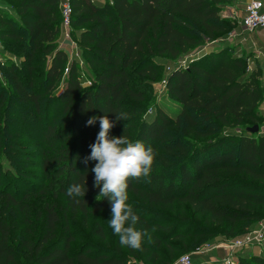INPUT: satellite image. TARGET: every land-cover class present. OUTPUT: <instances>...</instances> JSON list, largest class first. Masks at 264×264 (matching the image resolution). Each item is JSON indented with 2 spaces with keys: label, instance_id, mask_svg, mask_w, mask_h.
<instances>
[{
  "label": "trees",
  "instance_id": "1",
  "mask_svg": "<svg viewBox=\"0 0 264 264\" xmlns=\"http://www.w3.org/2000/svg\"><path fill=\"white\" fill-rule=\"evenodd\" d=\"M12 1L14 14L0 7L3 49L18 56L2 68L0 88V264H160L161 245L168 248L186 225L171 229L147 217H164L176 202L213 223H244L240 233L263 218L264 92L248 55L233 56L221 44L199 51L162 78L178 109L147 115L139 105L164 61L230 29L220 16L229 0H70L77 57L58 45L60 0ZM120 112L127 119L116 121ZM104 115L114 123L110 138L125 135L154 152L149 177L128 180L136 228L151 237L142 238L141 250L120 243L106 253L71 250L70 220L111 211L109 197L96 199V161L83 163L100 131L99 120L87 121ZM255 124L259 132L249 133ZM3 155L16 174L5 170ZM74 183L85 185L84 197L67 195ZM238 264H264V255Z\"/></svg>",
  "mask_w": 264,
  "mask_h": 264
},
{
  "label": "rangeland",
  "instance_id": "2",
  "mask_svg": "<svg viewBox=\"0 0 264 264\" xmlns=\"http://www.w3.org/2000/svg\"><path fill=\"white\" fill-rule=\"evenodd\" d=\"M96 3H102L104 0H94ZM14 5V2L12 0H0V7H2L3 11H9L10 14H14L11 10V6ZM227 11V16L224 17L221 12ZM220 12V16L226 20V23L229 25L230 28L228 31L224 32L223 34H216L214 38H216L215 41H209L206 40L204 45H201L200 47H195L194 49L189 50L188 53L180 56L176 60L172 61H164L163 68L161 69L160 76L158 80H156L152 86H149L148 91L150 92L147 95V98L145 102L142 104H139L142 109H150L153 108V110L156 109H162L165 112L172 113L174 109H178V106L172 103L164 94V88L161 85L162 84V78L166 76V73L168 72V69L174 65L175 62L179 60H186L189 59L191 56H194L197 54V52H209L213 49H216L219 44L224 46H229L230 50L227 52L233 56L237 55H249L251 52V49L248 46V42L244 43L243 41H246L243 39L242 36V28H241V18L244 14L243 11L240 10V8L235 4V1L229 0L226 4L223 5V8ZM236 34L237 36H242L240 40L242 43H239L238 37L227 39V36L229 34ZM245 36V35H244ZM219 37V38H218ZM61 35V39H62ZM245 38L248 40V37L245 36ZM72 39V38H71ZM63 40V39H62ZM250 40V39H249ZM72 41L76 44L75 40L72 39ZM65 45L68 49V51H73L71 48V42L70 40H65ZM73 44V48H74ZM70 55V54H69ZM192 58V57H191ZM18 62V56L15 54L14 49H3L2 55H0V88L6 87V77L4 76V73L2 71V68L6 67L11 62ZM62 81L63 78H60L57 82L56 86V93L61 90L62 88ZM5 105V104H3ZM146 110V111H147ZM14 119L13 117H11ZM264 122V118L260 119V124ZM28 153H31L27 151ZM3 167L5 170L12 172V174H16L13 169L10 167L9 163L7 162L5 156L3 155L2 159ZM37 159H31L30 163H37ZM24 173H32L36 168H29L24 167ZM128 203L133 205V202H130V195ZM261 216L263 217L260 219L254 227L251 225L249 228H245V231L243 233H240L242 230V227L244 223H238L233 228H230L229 226L225 225V223H213L208 218L205 217H195V215L191 212L189 205L182 203H174L173 208L171 210L165 209L163 210V215H158L157 217H152L151 215H148V219H154L158 220L161 224H166L167 227H173L174 223H180V225H186L183 228H181L180 235L177 234V232L174 233V236H172L168 240V245H170L168 248L165 246V244H162L159 253H160V264H173L177 257H179L181 254L184 253H192V261L194 264H200L203 262H208V264H223V259L225 257V249L223 246L215 249H211L205 254L198 253V250L205 244H223L230 240H233L234 238L241 237L249 230H252L261 223H264V209L260 211ZM111 219V211H100L97 214H89L87 215L86 219H82L80 215H77L74 219L70 220L69 227L70 231L74 236V240L71 243V250L74 251L78 248L83 247H93L98 250L100 253H106L104 251H110L112 250L117 244H119V237L114 234L112 229L109 227L108 221ZM253 224V225H254ZM252 227V228H250ZM99 228L102 231L103 239L100 238L98 232L96 229ZM104 250V251H103ZM122 251H125V249L122 247ZM217 250L223 251V256L219 261H214L212 256L216 254ZM253 252V249H247L244 251H241L239 254V260L241 257L248 258L251 256ZM261 252V256L264 255V249ZM201 260L202 262H200ZM135 261V260H134Z\"/></svg>",
  "mask_w": 264,
  "mask_h": 264
},
{
  "label": "clouds",
  "instance_id": "3",
  "mask_svg": "<svg viewBox=\"0 0 264 264\" xmlns=\"http://www.w3.org/2000/svg\"><path fill=\"white\" fill-rule=\"evenodd\" d=\"M116 121L127 119L124 112L115 113ZM99 120L100 131L96 142L90 145V155L85 157L83 163L96 161L91 169L94 173V186L100 189L96 199L109 197L111 205V219L109 227L119 237L121 246L133 250H141L142 238L148 236V232L137 230L136 224L139 216L135 214L133 206L128 203V180L130 178H148L154 163V152L151 147H145L140 141H132L125 135L121 137H109L110 129L114 127L107 115L91 117L87 126L94 125ZM85 185L74 183L67 189V195L72 198L84 197ZM155 231V229H153Z\"/></svg>",
  "mask_w": 264,
  "mask_h": 264
},
{
  "label": "built area",
  "instance_id": "4",
  "mask_svg": "<svg viewBox=\"0 0 264 264\" xmlns=\"http://www.w3.org/2000/svg\"><path fill=\"white\" fill-rule=\"evenodd\" d=\"M60 12H61V30H62V37L64 40H70L71 42V48L73 51H71V55L77 57L78 52L76 50V44L72 41L70 37V16L72 12V7L70 4V0H60ZM241 28H242V35L243 34H252L256 32L257 30L264 31V3L262 0H250L247 3H245L244 7V14L241 18ZM239 37L236 34H229L227 36V39ZM215 41V40H213ZM73 44L75 45L73 48ZM3 51V44L0 39V55ZM190 59V58H189ZM189 59H182L174 63V65L186 68L188 60ZM169 70V69H168ZM162 86L165 91V80H162ZM86 84H89L87 82ZM152 109H148L146 114H151ZM261 130L264 131V123L261 127ZM223 246L225 249V257L223 259V264H238L239 263V253L241 251L247 250V249H254L258 248V252L254 253L256 255H260L261 252L264 249V223L259 224L258 227L249 230L241 237L234 238L233 240H230L223 244H205L203 245L199 250L198 253L205 254L211 249L219 248ZM173 264H194L192 261V253H184L181 254ZM203 264H208V262H204Z\"/></svg>",
  "mask_w": 264,
  "mask_h": 264
},
{
  "label": "crops",
  "instance_id": "5",
  "mask_svg": "<svg viewBox=\"0 0 264 264\" xmlns=\"http://www.w3.org/2000/svg\"><path fill=\"white\" fill-rule=\"evenodd\" d=\"M235 1V4L240 8L241 11L244 12V7H245V3H247L250 0H233ZM264 3V0H262ZM223 14L224 17L227 16V11L225 12H221ZM61 34H62V30H61ZM61 34L59 37V48L64 50L68 55L70 53V51H68L66 45H65V40L61 39ZM248 37V40L245 38V36ZM244 38H243V37ZM242 36L238 37L237 39L239 40V43H242V41L240 40L241 38L245 39L246 41H243L244 43H247L249 48L251 49L249 56V60H248V70L249 72H255L258 76L257 80H258V85L259 87L263 90L264 92V31L262 30H257L256 32L252 33V34H243ZM236 39V38H235ZM250 39V40H249ZM69 55V57H70ZM260 108V113L262 115V117L264 118V94H263V98L260 102L259 105ZM257 223V222H256ZM256 224H252L251 226L254 227ZM250 227V228H252ZM258 252V248H254L252 254L257 253ZM223 256V251L222 250H217L216 254H214V256H212V258L214 259V261H219V259H221V257ZM200 262H202L201 260H199ZM204 263V262H203ZM200 263V264H203Z\"/></svg>",
  "mask_w": 264,
  "mask_h": 264
},
{
  "label": "water",
  "instance_id": "6",
  "mask_svg": "<svg viewBox=\"0 0 264 264\" xmlns=\"http://www.w3.org/2000/svg\"><path fill=\"white\" fill-rule=\"evenodd\" d=\"M247 131L249 133H257V132H259V126L257 124H255L251 127H247Z\"/></svg>",
  "mask_w": 264,
  "mask_h": 264
}]
</instances>
